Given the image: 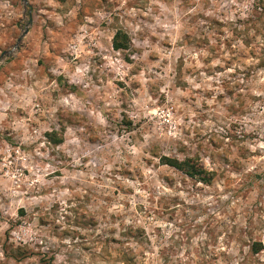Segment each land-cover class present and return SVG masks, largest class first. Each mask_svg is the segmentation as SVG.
<instances>
[{
  "label": "rangeland",
  "instance_id": "374dc122",
  "mask_svg": "<svg viewBox=\"0 0 264 264\" xmlns=\"http://www.w3.org/2000/svg\"><path fill=\"white\" fill-rule=\"evenodd\" d=\"M0 264H264V0H0Z\"/></svg>",
  "mask_w": 264,
  "mask_h": 264
},
{
  "label": "trees",
  "instance_id": "16d2710c",
  "mask_svg": "<svg viewBox=\"0 0 264 264\" xmlns=\"http://www.w3.org/2000/svg\"><path fill=\"white\" fill-rule=\"evenodd\" d=\"M114 47H118V45H117V43H115V41H114ZM177 165L180 166V164H176V166H177Z\"/></svg>",
  "mask_w": 264,
  "mask_h": 264
}]
</instances>
